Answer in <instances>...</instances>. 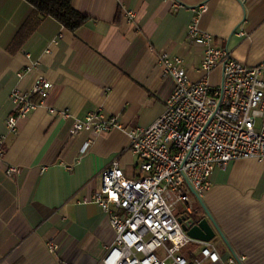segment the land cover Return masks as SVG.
Listing matches in <instances>:
<instances>
[{
    "label": "crops",
    "instance_id": "1",
    "mask_svg": "<svg viewBox=\"0 0 264 264\" xmlns=\"http://www.w3.org/2000/svg\"><path fill=\"white\" fill-rule=\"evenodd\" d=\"M71 5L86 17L77 31L42 18L18 41L34 9L25 0H0V136L13 112L12 91L28 90L36 75L52 85L44 104L3 145L0 264H102L114 232L89 200L100 190V172L114 160L126 178L140 175L128 133L152 124L174 89L158 55L180 58L189 81L204 78V47L187 35L200 6L205 10L197 26L212 37L213 48L246 65L264 59V0H71ZM126 13L134 19L127 22ZM221 74V67L214 68L209 86H218ZM97 111L115 118L122 130L70 134L75 121ZM64 112L67 118L58 115ZM10 166L19 170L14 177L5 174ZM199 198L235 255L189 191L192 215L206 220L212 232L209 242L220 258L215 264H264V162L241 159L215 169ZM49 244L57 247L55 253ZM199 251L189 245L181 254L191 261Z\"/></svg>",
    "mask_w": 264,
    "mask_h": 264
},
{
    "label": "built area",
    "instance_id": "2",
    "mask_svg": "<svg viewBox=\"0 0 264 264\" xmlns=\"http://www.w3.org/2000/svg\"><path fill=\"white\" fill-rule=\"evenodd\" d=\"M204 10V6L198 8L187 31L192 42L204 47V78L189 81L180 58L159 54L157 64L173 79L174 89L152 124L128 133L130 150L140 160V175L126 178L116 160L100 172V190L89 202L104 213L114 232L102 264L219 262L214 244L191 239L178 221L192 214L188 186L201 197L215 169L241 159L264 162V59L246 65L227 51L213 48L212 37L197 26ZM125 18L130 22L134 15L126 13ZM216 67L222 69L221 81L211 87L207 76ZM51 87L42 75H36L28 90L10 93L13 112L5 121V135L0 136V159L7 135L16 134L18 123L44 104ZM58 115L68 117L65 112ZM116 129L122 126L115 118L97 111L75 121L70 134ZM18 173L14 166L5 170L8 177ZM189 245L200 247L191 261L181 254ZM48 249L55 253L57 247L49 244Z\"/></svg>",
    "mask_w": 264,
    "mask_h": 264
},
{
    "label": "trees",
    "instance_id": "3",
    "mask_svg": "<svg viewBox=\"0 0 264 264\" xmlns=\"http://www.w3.org/2000/svg\"><path fill=\"white\" fill-rule=\"evenodd\" d=\"M34 9L35 16L28 18L22 26L16 39L20 41L29 36L34 30L37 19L51 18L59 25L70 32H75L81 28L86 17L73 9L71 0H25Z\"/></svg>",
    "mask_w": 264,
    "mask_h": 264
},
{
    "label": "water",
    "instance_id": "4",
    "mask_svg": "<svg viewBox=\"0 0 264 264\" xmlns=\"http://www.w3.org/2000/svg\"><path fill=\"white\" fill-rule=\"evenodd\" d=\"M188 188H189L190 193L198 201V203H199L200 207L202 208V210L204 211L207 219L212 224L213 228L215 229V231L217 232V234L219 235V237L221 238V240L223 241V243L225 244L227 249L230 251V253L233 255V257H235V255L233 254L231 248L229 247L226 239L224 238V236L222 235V233L220 232L218 227L215 225V223L211 219V217H210L208 211L206 210V208L204 207L201 199L198 197V195L193 191V189L190 186H188ZM178 221L181 224L182 230L191 239H194V240H197L200 242H209L212 239V232H211L210 227L208 226V223L206 220L197 221L194 218V216L191 214V215L186 216V217H180L178 219Z\"/></svg>",
    "mask_w": 264,
    "mask_h": 264
}]
</instances>
